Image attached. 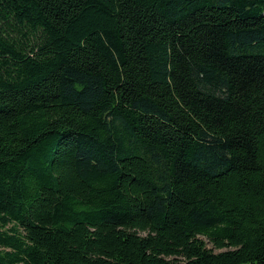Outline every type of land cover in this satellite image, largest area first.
<instances>
[{
	"label": "trees",
	"instance_id": "obj_1",
	"mask_svg": "<svg viewBox=\"0 0 264 264\" xmlns=\"http://www.w3.org/2000/svg\"><path fill=\"white\" fill-rule=\"evenodd\" d=\"M0 264H264V0H0Z\"/></svg>",
	"mask_w": 264,
	"mask_h": 264
}]
</instances>
